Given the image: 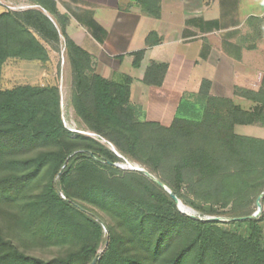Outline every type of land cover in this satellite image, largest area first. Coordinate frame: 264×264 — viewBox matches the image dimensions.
Segmentation results:
<instances>
[{
	"label": "trees",
	"instance_id": "trees-1",
	"mask_svg": "<svg viewBox=\"0 0 264 264\" xmlns=\"http://www.w3.org/2000/svg\"><path fill=\"white\" fill-rule=\"evenodd\" d=\"M28 1L51 20L38 10L0 13V264H264L262 215L229 223L192 219L153 180L115 166L125 160L150 174L166 170L162 184L187 206L193 204L184 190L210 204L205 215L219 216L213 206L233 204L231 219L250 216L240 213V204L264 191V140L237 135L234 128H264V73L256 87L233 89L234 97L253 104L250 110L210 95L211 82L202 80L192 110L193 116L199 110L198 119L176 117L167 127L139 121L141 109L130 102L132 78L96 75L90 56L68 37L69 17L56 2ZM136 2L144 14L160 18L161 0ZM60 38L76 117L124 160L64 128L58 81L3 82L8 61H36L50 71L42 42L58 44ZM159 43L152 33L145 45ZM143 53L132 54L133 68ZM166 71V64L151 63L141 82L158 87ZM95 211L111 224L103 228ZM11 229L21 233L22 248L7 239ZM28 241L57 254L45 261L28 254Z\"/></svg>",
	"mask_w": 264,
	"mask_h": 264
},
{
	"label": "crops",
	"instance_id": "crops-1",
	"mask_svg": "<svg viewBox=\"0 0 264 264\" xmlns=\"http://www.w3.org/2000/svg\"><path fill=\"white\" fill-rule=\"evenodd\" d=\"M54 1L58 12L69 17L68 37L90 56L96 75L106 80H119L122 75L132 78L130 102L141 109V121L167 127L176 117L187 118L194 104H185L184 99L197 95L202 80L211 82L210 95L233 98L234 87L254 88L258 74L264 73L244 62L245 54L264 45V0H248L250 11L245 15L242 0H215L219 17L211 16L213 7L205 0H161L159 19L144 14L136 0ZM249 18L255 21L248 24ZM152 33L161 43L146 47ZM208 36L217 37L209 43ZM141 50L144 53L135 69L132 54ZM200 60L212 77L195 74ZM28 63L40 67L27 76L29 85L42 86L52 79L42 64ZM151 63L167 65L158 87L141 82Z\"/></svg>",
	"mask_w": 264,
	"mask_h": 264
},
{
	"label": "rangeland",
	"instance_id": "rangeland-1",
	"mask_svg": "<svg viewBox=\"0 0 264 264\" xmlns=\"http://www.w3.org/2000/svg\"><path fill=\"white\" fill-rule=\"evenodd\" d=\"M206 3L213 7L211 9V13H213V17H219V5L215 0H205ZM216 2V6L213 5V3ZM244 5L242 6V15H245L249 13V1L248 0H242ZM39 6L32 5L28 0H0V13L4 11H10L13 13H18L21 14L25 11L28 10H38L42 12V9L36 8ZM36 8V9H35ZM43 13V12H42ZM46 13V12H45ZM206 13L209 12H204L205 17H209ZM44 14V13H43ZM36 35V34H35ZM37 36V35H36ZM217 37V36H216ZM213 36H208L207 41L209 43L213 42L214 39L216 38ZM37 38H39L37 36ZM40 39V38H39ZM42 42V41H41ZM45 46V48L48 50V52L51 54V59L49 63V70L51 71V77L53 80L56 82L58 81V89L60 93V115H61V120L63 123L64 128L72 135V137H75L77 135L84 136L86 138H91L96 140L97 142H100L102 145L109 147L107 143H104L103 140H101L99 137L94 135L95 137H89L85 135V133H91L89 132L86 127L81 123V121L76 117L72 105H71V69L69 66V63L66 58L65 54V47L62 38H60V41L58 44H45L42 42ZM262 49H260L257 52H250L244 55V62L245 64L251 66L252 68L256 69V71L263 70L264 71V45H262ZM202 59V58H201ZM200 67H197L195 74L198 76H202L204 78H210L213 75V72L207 67L204 63L203 60H200ZM38 67H34V65L29 64L26 61H8L4 68H3V82L7 87H14L18 85H26L31 82L30 80L27 79L28 75H34V71ZM222 69H219V73H221ZM252 75H255V72L252 73ZM238 86H242V83L239 82L237 84ZM221 95H225V92L221 90L219 92ZM218 97V96H214ZM235 104L240 106L243 110H250L253 107V104L250 103L249 101H246L241 98L234 97L231 98ZM185 104H196V95L192 98H185L184 99ZM198 111H195L196 114L190 113V115L187 118L193 119L196 117L198 119L197 114L200 116V112L197 113ZM196 115V116H195ZM139 121H141L139 119ZM234 132L237 135L240 136H245V137H251V138H257V139H262L264 140V128L259 127V126H236L234 128ZM129 163L128 161H126ZM125 164V161L120 163V165ZM132 164V163H131ZM122 171H127L129 170L128 168H122ZM130 171V170H129ZM149 173V172H148ZM150 174V173H149ZM155 180L161 182V180H166L167 178V173L166 170H164L162 173L156 174H150ZM161 179V180H160ZM162 183V182H161ZM166 187V186H165ZM167 188V187H166ZM264 189V188H263ZM184 196L187 199V201L190 204H193V206H187L183 204L186 208H188L194 216L198 219H205L208 217H215V216H210V215H205L204 210H207L210 207V204H205L204 201L200 200L199 198L195 197L194 194L188 190H184ZM260 193H252L246 202V204H240L241 208H243L240 213H245L252 215L256 211V200L260 196ZM264 197V196H263ZM234 206L233 204H229L226 208H220L219 206H213V209L217 212V214H220L219 216H216L223 221L220 223H229V219H231L232 215V210ZM93 217L95 218L96 221L100 222L102 227L104 228L105 225L111 224L110 218L100 212H92ZM264 217V205H261V213L259 216ZM7 227L9 225H6ZM229 227V226H228ZM235 227V226H234ZM261 227L263 229V238L261 241L262 247L264 248V220L261 223ZM237 229L241 230L240 227H236ZM105 231V229H104ZM21 233L17 232L16 229H11L8 232L7 239L9 241H13L16 245L22 246V241L20 237ZM26 251L28 254H31L35 257H39L42 260H48L51 257H54L57 254V249L52 248V247H46V246H37L33 243L35 242H30L28 241Z\"/></svg>",
	"mask_w": 264,
	"mask_h": 264
},
{
	"label": "water",
	"instance_id": "water-1",
	"mask_svg": "<svg viewBox=\"0 0 264 264\" xmlns=\"http://www.w3.org/2000/svg\"><path fill=\"white\" fill-rule=\"evenodd\" d=\"M42 12L46 15L45 11L42 10ZM105 142V141H103ZM109 146V149L120 159L124 160L117 152L116 150L114 149L113 146H111L110 144H108ZM125 161V160H124ZM115 166L119 169H122V168H128L129 170L131 171H135V172H139V173H142L144 174L145 176H147L148 178H150L151 180H153L160 188H162L169 196L170 198L172 199V201L174 202L176 208H177V211L187 217H190L192 219H197V220H201V221H208V222H222L223 220L218 218V217H208V218H205V219H198L196 218V216H194V214L191 212V213H186L185 211H182L180 209V206L182 205L181 202L177 199V197L175 195H173L171 193V191H169L161 182L155 180L147 171H145L144 169H133L132 167H130L129 165H127V162L125 161V164H115ZM264 196V191L260 194V196L257 198L256 200V203H255V206H256V211L250 215V216H247V217H243V218H232V219H229L228 221L230 222H234V221H248V220H253V219H257L261 213V199L263 198ZM92 264H95V261H93Z\"/></svg>",
	"mask_w": 264,
	"mask_h": 264
},
{
	"label": "bare ground",
	"instance_id": "bare-ground-1",
	"mask_svg": "<svg viewBox=\"0 0 264 264\" xmlns=\"http://www.w3.org/2000/svg\"><path fill=\"white\" fill-rule=\"evenodd\" d=\"M85 135H87V136H89V137H95L94 136V134H92V133H85ZM104 143H106V142H104ZM127 165H129L130 167H132L133 169H141V168H139L137 165H135V164H130V163H127ZM182 204V203H181ZM180 209L182 210V211H185L186 213H191V211L188 209V208H186L183 204L180 206Z\"/></svg>",
	"mask_w": 264,
	"mask_h": 264
}]
</instances>
